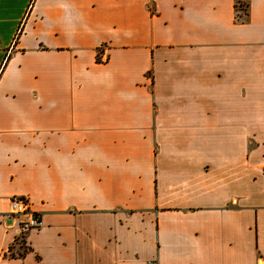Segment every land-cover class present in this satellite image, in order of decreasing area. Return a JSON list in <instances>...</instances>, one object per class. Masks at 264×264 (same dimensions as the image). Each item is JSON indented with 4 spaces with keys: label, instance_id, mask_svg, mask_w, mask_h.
Wrapping results in <instances>:
<instances>
[{
    "label": "crops",
    "instance_id": "1",
    "mask_svg": "<svg viewBox=\"0 0 264 264\" xmlns=\"http://www.w3.org/2000/svg\"><path fill=\"white\" fill-rule=\"evenodd\" d=\"M149 261L264 264V0H0V264Z\"/></svg>",
    "mask_w": 264,
    "mask_h": 264
},
{
    "label": "built area",
    "instance_id": "2",
    "mask_svg": "<svg viewBox=\"0 0 264 264\" xmlns=\"http://www.w3.org/2000/svg\"><path fill=\"white\" fill-rule=\"evenodd\" d=\"M10 216L18 224L21 234L32 230H39L44 226V221L39 213L34 210L32 203L27 197L13 196L10 200ZM147 264H158L149 261Z\"/></svg>",
    "mask_w": 264,
    "mask_h": 264
},
{
    "label": "trees",
    "instance_id": "3",
    "mask_svg": "<svg viewBox=\"0 0 264 264\" xmlns=\"http://www.w3.org/2000/svg\"><path fill=\"white\" fill-rule=\"evenodd\" d=\"M237 10L245 11V10H246V6H244V5L241 4V3H237Z\"/></svg>",
    "mask_w": 264,
    "mask_h": 264
}]
</instances>
